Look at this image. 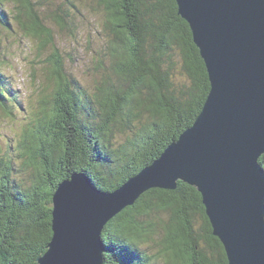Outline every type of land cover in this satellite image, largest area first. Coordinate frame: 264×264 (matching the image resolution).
I'll use <instances>...</instances> for the list:
<instances>
[{"label":"trees","instance_id":"1","mask_svg":"<svg viewBox=\"0 0 264 264\" xmlns=\"http://www.w3.org/2000/svg\"><path fill=\"white\" fill-rule=\"evenodd\" d=\"M80 5L101 19L102 42L87 49L91 83L69 69L64 52H72L57 43L59 31L80 38ZM19 33L33 39L36 54L52 51L42 57V77L32 67L41 95L18 135L19 172L31 170L30 177L12 178L14 164L0 159V264H38L54 235L60 184L85 172L98 189L116 191L194 124L211 89L177 0H0V47ZM4 64L7 55L0 109L13 118L24 99ZM260 162L264 168V154ZM102 237L103 264H229L202 193L183 180L141 193L108 220Z\"/></svg>","mask_w":264,"mask_h":264},{"label":"water","instance_id":"2","mask_svg":"<svg viewBox=\"0 0 264 264\" xmlns=\"http://www.w3.org/2000/svg\"><path fill=\"white\" fill-rule=\"evenodd\" d=\"M211 89L194 124L114 192L85 172L54 194L48 250L38 264H103L104 225L144 191L197 187L229 264H264V0H177Z\"/></svg>","mask_w":264,"mask_h":264},{"label":"rangeland","instance_id":"3","mask_svg":"<svg viewBox=\"0 0 264 264\" xmlns=\"http://www.w3.org/2000/svg\"><path fill=\"white\" fill-rule=\"evenodd\" d=\"M82 7L83 16V27H81L80 38L78 40L72 41L71 34L59 31L57 43L63 49V51L72 52L66 54L67 65L69 69L78 75V78L82 83L92 82L91 79L94 78V71L89 68L91 55L90 52L87 53V49H94L98 47L102 40L100 39L99 28L101 26V19L97 12L90 8ZM49 25L53 24L51 18L47 19ZM99 27V28H98ZM24 33L16 34L3 39V45L0 47V58H4L7 55V59L10 61L9 65H3L4 68L12 75L15 79L16 87L20 90V94L24 99L23 107L15 111V117H9L3 110L0 109V159H10L15 166V170L12 171L11 177L17 180H22L28 178L31 175V170L29 173L19 172L20 160L19 147H18V135L21 133L23 126L27 123V116L30 119L31 112L37 110L35 106L36 102L40 97V92H35V86H33V81L30 77L32 72V67L38 66L37 75L38 78L42 77V57L46 59L48 53L52 50L48 49L45 54L41 56L36 54L33 48V39L31 37H24ZM92 40V44H89V40ZM88 47V48H87ZM47 55V56H46ZM73 57V59H71ZM37 60V62H35ZM3 61V60H1ZM88 62V63H87ZM87 81H84V79Z\"/></svg>","mask_w":264,"mask_h":264},{"label":"bare ground","instance_id":"4","mask_svg":"<svg viewBox=\"0 0 264 264\" xmlns=\"http://www.w3.org/2000/svg\"><path fill=\"white\" fill-rule=\"evenodd\" d=\"M89 177V176H88ZM91 182H92V180L90 179V177L88 178ZM92 184H93V182H92ZM94 185V184H93ZM95 186V185H94ZM96 187V186H95Z\"/></svg>","mask_w":264,"mask_h":264}]
</instances>
